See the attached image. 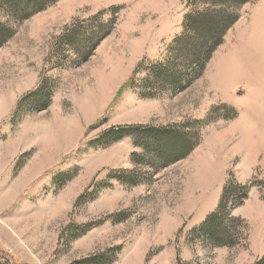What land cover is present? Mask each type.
<instances>
[{
    "label": "rangeland",
    "instance_id": "rangeland-1",
    "mask_svg": "<svg viewBox=\"0 0 264 264\" xmlns=\"http://www.w3.org/2000/svg\"><path fill=\"white\" fill-rule=\"evenodd\" d=\"M188 10L183 0H60L0 47V264H264V103L250 106L264 95V0L241 9L183 90L119 95L140 64L141 81L167 60ZM102 13L114 29L83 60L74 32ZM42 86L49 107L23 106ZM196 121L197 148L150 176L135 165L131 139H103L118 126ZM228 185L248 187L242 203L240 189L230 202L247 239L216 247L194 230Z\"/></svg>",
    "mask_w": 264,
    "mask_h": 264
},
{
    "label": "trees",
    "instance_id": "trees-1",
    "mask_svg": "<svg viewBox=\"0 0 264 264\" xmlns=\"http://www.w3.org/2000/svg\"><path fill=\"white\" fill-rule=\"evenodd\" d=\"M60 0H0V47L6 45L16 34L17 27L38 13L44 12ZM188 6L184 16L182 32L174 38L164 62L154 63L145 71L140 80L136 77L143 63L132 73L122 86L119 95L125 90L140 89L144 98H152L163 92L175 93L186 88L200 78L213 54L223 45L230 29L238 22L241 9L254 0H183ZM93 18L89 27L74 33L72 46H80L83 60L88 59L100 42L113 31L112 23ZM89 49L87 53H83ZM40 87L23 106L30 107L43 103L37 109L50 105V93ZM25 108V109H26ZM98 124V123H97ZM199 125V126H198ZM201 123L192 122L177 126H118L111 128L103 139L107 145L118 143L126 138L132 140L140 153L133 154L136 166L149 171V175L186 159L199 145ZM110 137V138H109ZM127 183L124 180H120ZM136 183V182H133ZM240 203L247 198L248 187L228 185L224 188L218 208L194 231L216 247H236L241 239H247V228L240 219L231 215V197L238 196ZM3 256L7 258L4 254ZM10 260L9 258H7ZM96 264V263H93Z\"/></svg>",
    "mask_w": 264,
    "mask_h": 264
},
{
    "label": "bare ground",
    "instance_id": "bare-ground-1",
    "mask_svg": "<svg viewBox=\"0 0 264 264\" xmlns=\"http://www.w3.org/2000/svg\"><path fill=\"white\" fill-rule=\"evenodd\" d=\"M99 1V0H98ZM258 36H262L261 34L259 35H257V37ZM262 39H264V38H262ZM259 65H260V69H259V71L258 72H256V75L257 76H261V77H264V64H263V62L260 64L259 63ZM232 68H233V74H234V77L236 76L235 75V73H236V69L237 68H239L240 69V64L238 63V61L236 60V58H234V56H233V58H232ZM117 69V68H116ZM255 70L253 69V71L252 72H254ZM234 79V78H233ZM258 101H257V99H256V97H254V98H252V101H250V106L255 110H257V112H258V108H256V106H258V103H257ZM259 107V106H258ZM261 107V106H260ZM69 133H72V132H70V129L68 128L67 130H65V133H64V136H68V134ZM66 140H67V137H66ZM256 147V146H255ZM201 162H202V164L204 165L201 169H200V172L201 173H205L203 176H205L206 177V175L208 174V173H210V171H211V165L212 164H210V161H209V158L208 157H204V158H201ZM200 173V174H201ZM203 176H202V179H204L203 178ZM209 177V176H208Z\"/></svg>",
    "mask_w": 264,
    "mask_h": 264
},
{
    "label": "crops",
    "instance_id": "crops-1",
    "mask_svg": "<svg viewBox=\"0 0 264 264\" xmlns=\"http://www.w3.org/2000/svg\"><path fill=\"white\" fill-rule=\"evenodd\" d=\"M253 97H256V99H257V103H258V106H256V108H258V112H261V107H260V103L262 102V103H264V95H262V94H259V92L258 93H254V95H253ZM253 109V108H252ZM254 110V109H253ZM264 113V112H263ZM262 114V113H261Z\"/></svg>",
    "mask_w": 264,
    "mask_h": 264
}]
</instances>
